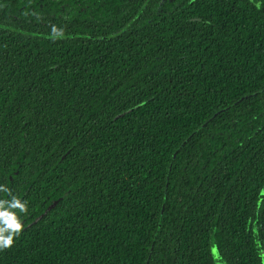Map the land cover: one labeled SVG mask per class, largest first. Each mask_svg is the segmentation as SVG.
Returning a JSON list of instances; mask_svg holds the SVG:
<instances>
[{"label": "trees", "instance_id": "1", "mask_svg": "<svg viewBox=\"0 0 264 264\" xmlns=\"http://www.w3.org/2000/svg\"><path fill=\"white\" fill-rule=\"evenodd\" d=\"M12 197L0 264H264V0H0Z\"/></svg>", "mask_w": 264, "mask_h": 264}, {"label": "clouds", "instance_id": "2", "mask_svg": "<svg viewBox=\"0 0 264 264\" xmlns=\"http://www.w3.org/2000/svg\"><path fill=\"white\" fill-rule=\"evenodd\" d=\"M52 31L56 33V28L53 27ZM60 34L62 33H58ZM3 190L8 191L6 188ZM13 209H17L20 213H27L26 202L16 197H12L11 200L0 199V249L10 247L13 237L23 228L19 215Z\"/></svg>", "mask_w": 264, "mask_h": 264}, {"label": "water", "instance_id": "3", "mask_svg": "<svg viewBox=\"0 0 264 264\" xmlns=\"http://www.w3.org/2000/svg\"><path fill=\"white\" fill-rule=\"evenodd\" d=\"M59 199H55L51 204H49L46 209L38 216V218L42 217L48 210H50L52 207H54L56 205V203L58 202ZM211 250H212V256H213V259L215 261L216 264H222L220 261H219V256H218V252H217V249L214 245H212L211 247Z\"/></svg>", "mask_w": 264, "mask_h": 264}]
</instances>
